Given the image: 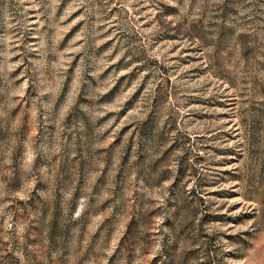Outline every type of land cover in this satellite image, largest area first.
I'll return each instance as SVG.
<instances>
[{
	"label": "rangeland",
	"instance_id": "1",
	"mask_svg": "<svg viewBox=\"0 0 264 264\" xmlns=\"http://www.w3.org/2000/svg\"><path fill=\"white\" fill-rule=\"evenodd\" d=\"M0 264H264V0H0Z\"/></svg>",
	"mask_w": 264,
	"mask_h": 264
}]
</instances>
